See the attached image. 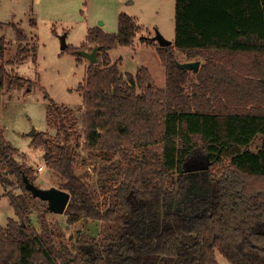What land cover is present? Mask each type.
<instances>
[{"label":"trees","instance_id":"1","mask_svg":"<svg viewBox=\"0 0 264 264\" xmlns=\"http://www.w3.org/2000/svg\"><path fill=\"white\" fill-rule=\"evenodd\" d=\"M8 25L17 49L5 60L8 41L0 36V101L12 78L7 65L28 57L36 62L37 41L20 25ZM29 25L36 28L33 18ZM141 31L125 12L116 32L90 27L85 41L90 50L98 47L97 61L77 86L79 117L44 90L59 130L54 138L36 132L30 140L44 146L46 167L70 194L68 222L99 221L97 236L76 228L68 243L56 246L44 214L39 229L32 226L34 198L24 178L35 182L33 168L17 160L18 148L0 127V182L22 190L6 191L18 219L0 225V264H220L218 254L231 264H264V0H175L174 39L156 48L162 87L146 67L122 72L109 56ZM78 49L84 48L62 51L78 60ZM174 50L201 58L199 69L178 67ZM76 126L80 151L101 162L102 208L75 170L81 152L70 146L67 129ZM191 159L208 167L185 171Z\"/></svg>","mask_w":264,"mask_h":264},{"label":"rangeland","instance_id":"2","mask_svg":"<svg viewBox=\"0 0 264 264\" xmlns=\"http://www.w3.org/2000/svg\"><path fill=\"white\" fill-rule=\"evenodd\" d=\"M174 10L175 0H0V20L7 22L0 27V36L8 41L5 60H13L17 47L8 22L20 25L31 40L37 41L36 62L28 57L20 64L7 65L12 78L6 79L0 101V127L3 135L18 148L15 155L17 160L33 168L35 185L41 188H60L57 177L45 165L44 146L30 145L36 132H46L48 137L54 138L59 130L60 120L55 114H47L49 102L44 96V90L54 102L70 108L73 111L72 116L78 118L82 95L77 86L83 80L85 67L89 64L86 58L80 57L77 60L70 51H61V36L66 35L68 45L90 50L91 45L85 41L90 27L100 25L103 31L113 33L117 31L118 14H129L142 27V31L136 35L131 45L110 49L109 56L112 61L118 60L122 72L135 73L138 68L146 67L153 82L162 87L165 84V70L156 50V33L159 32L166 39H174ZM31 18L36 22L34 29L29 25ZM174 52L178 61L189 60L181 51ZM195 59H200V64L203 61L199 57L190 60ZM15 76H21L28 81L18 80ZM38 83L39 87L36 86ZM32 128H35L34 132L29 134ZM67 130L73 133L70 146L81 152L75 170L93 191L95 203L102 208L105 199L100 192L101 178L97 174L101 162L87 157L77 146L75 134L79 133L80 126L72 131ZM58 139L62 141L63 137ZM257 146L258 140H255L250 148L255 150ZM83 157L86 158L85 161L81 160ZM119 159L120 155L114 156V160ZM1 166L0 164V168ZM38 166H42V170H38ZM6 191L15 194L22 192L19 187L6 186L0 182L2 226L6 225L9 218L18 219ZM33 198L30 199L28 213L31 224L39 229V214H44L52 228L56 246L59 243H68L69 238L74 237L76 228L97 236L101 225L99 221L80 218L74 223L68 222L64 212H53L47 208L46 201L39 197ZM60 232L62 235H57ZM217 259L220 264H231L219 254Z\"/></svg>","mask_w":264,"mask_h":264},{"label":"water","instance_id":"3","mask_svg":"<svg viewBox=\"0 0 264 264\" xmlns=\"http://www.w3.org/2000/svg\"><path fill=\"white\" fill-rule=\"evenodd\" d=\"M156 39L159 46H167L172 43V40L164 38L159 32L156 33ZM68 44L66 43V35L64 34L61 36V51L64 50ZM97 51L98 47L94 46L90 51H87L85 49H78L77 52L81 57L86 58L89 63H94L97 61ZM176 65L180 68L191 70L193 72H196L199 69L200 66V59L195 60H187V61H176ZM35 128H32V130L29 132V134H32L34 132ZM188 161H186L184 165L185 171H191V170H203L208 167V164L205 163L201 166H194L192 168H189ZM25 186L29 190V192L34 197H39L47 202V208L53 212L56 213H63L65 210V207L69 201L70 194L68 191L57 188V187H49V188H41L35 185L34 183L30 182L27 178H24Z\"/></svg>","mask_w":264,"mask_h":264},{"label":"flooded vegetation","instance_id":"4","mask_svg":"<svg viewBox=\"0 0 264 264\" xmlns=\"http://www.w3.org/2000/svg\"><path fill=\"white\" fill-rule=\"evenodd\" d=\"M196 159H191V160H189V162H188V167L189 168H192V167H194V166H201V165H203V164H205V162H203V161H201V160H198L197 162L195 161ZM204 170V169H203Z\"/></svg>","mask_w":264,"mask_h":264},{"label":"crops","instance_id":"5","mask_svg":"<svg viewBox=\"0 0 264 264\" xmlns=\"http://www.w3.org/2000/svg\"><path fill=\"white\" fill-rule=\"evenodd\" d=\"M8 23H10V22H8ZM4 24H7V22H4V21H1L0 20V27H3L4 26ZM102 24V23H101ZM98 26V25H97ZM99 27L101 28V26L99 25ZM67 43V42H66ZM68 44V43H67ZM16 46H17V44H16ZM16 49H17V47H16ZM82 58H84V57H82ZM85 59V58H84ZM87 60V59H86Z\"/></svg>","mask_w":264,"mask_h":264},{"label":"built area","instance_id":"6","mask_svg":"<svg viewBox=\"0 0 264 264\" xmlns=\"http://www.w3.org/2000/svg\"><path fill=\"white\" fill-rule=\"evenodd\" d=\"M42 168H43L42 166H38V170H42Z\"/></svg>","mask_w":264,"mask_h":264}]
</instances>
